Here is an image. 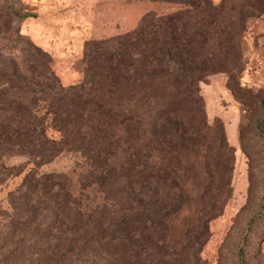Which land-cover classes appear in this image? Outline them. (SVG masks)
<instances>
[{
  "label": "trees",
  "instance_id": "1",
  "mask_svg": "<svg viewBox=\"0 0 264 264\" xmlns=\"http://www.w3.org/2000/svg\"><path fill=\"white\" fill-rule=\"evenodd\" d=\"M135 1L174 9L86 39L75 84L64 85L33 42L23 65L0 57V187L22 176L9 206L0 200V259L167 264L168 222L187 201L186 173L203 157L205 191L223 185L210 170L201 83L242 68L241 35L263 13L247 0ZM63 152L79 153L85 169L74 178L41 170ZM203 213L205 223L217 210Z\"/></svg>",
  "mask_w": 264,
  "mask_h": 264
},
{
  "label": "rangeland",
  "instance_id": "2",
  "mask_svg": "<svg viewBox=\"0 0 264 264\" xmlns=\"http://www.w3.org/2000/svg\"><path fill=\"white\" fill-rule=\"evenodd\" d=\"M212 1L215 5L225 2ZM247 1L263 15L249 19L241 35L242 68L232 76L218 73L201 83L206 119L212 128L206 143L214 148L215 161L210 170L213 168L217 177L223 176L224 183L217 190L205 191L209 173L203 157L186 173L187 201L168 222L172 255L167 264H239L240 249L245 264H264V0ZM77 3L0 0V57L23 65L25 43L33 42L53 58L52 68L61 82L75 84L83 78L81 58L86 39L122 34L132 30L147 11L164 13L174 9L135 0ZM74 9L79 11V21L74 23L77 27L71 23ZM23 161L10 160L19 164ZM85 167L79 153L63 152L41 170L68 173L74 178ZM21 178L15 177L0 187L5 208L9 206V190ZM212 207L217 214L202 222L203 211ZM0 264L13 262L4 258Z\"/></svg>",
  "mask_w": 264,
  "mask_h": 264
},
{
  "label": "crops",
  "instance_id": "3",
  "mask_svg": "<svg viewBox=\"0 0 264 264\" xmlns=\"http://www.w3.org/2000/svg\"><path fill=\"white\" fill-rule=\"evenodd\" d=\"M77 1H78V0H74V5H76V6H77V4H78ZM78 13H79V11H77V10L74 9V20L71 22L72 25H74L75 22H78V21H79ZM74 27H77V26L74 25ZM75 32H76V31H75ZM75 34H76V33H75ZM75 34H74V37H75Z\"/></svg>",
  "mask_w": 264,
  "mask_h": 264
}]
</instances>
